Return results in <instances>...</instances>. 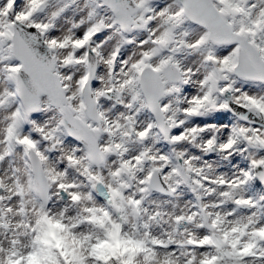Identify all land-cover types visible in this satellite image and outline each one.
<instances>
[{
    "label": "snow or ice",
    "instance_id": "obj_1",
    "mask_svg": "<svg viewBox=\"0 0 264 264\" xmlns=\"http://www.w3.org/2000/svg\"><path fill=\"white\" fill-rule=\"evenodd\" d=\"M0 264H264V0H0Z\"/></svg>",
    "mask_w": 264,
    "mask_h": 264
},
{
    "label": "rangeland",
    "instance_id": "obj_2",
    "mask_svg": "<svg viewBox=\"0 0 264 264\" xmlns=\"http://www.w3.org/2000/svg\"><path fill=\"white\" fill-rule=\"evenodd\" d=\"M201 122H203V121H201Z\"/></svg>",
    "mask_w": 264,
    "mask_h": 264
}]
</instances>
